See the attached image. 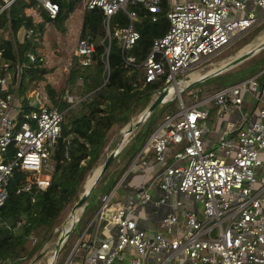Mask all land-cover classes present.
<instances>
[{
    "label": "built area",
    "instance_id": "built-area-1",
    "mask_svg": "<svg viewBox=\"0 0 264 264\" xmlns=\"http://www.w3.org/2000/svg\"><path fill=\"white\" fill-rule=\"evenodd\" d=\"M14 1L3 0L0 12L8 11ZM35 4L50 18L59 11L53 0H35ZM129 4H140L153 14L160 11V0H83V12L94 8L103 12L105 62L111 40L116 39L125 65H135V58L125 52L139 38L134 23L141 17L127 9ZM167 4L168 30L153 40L141 65L145 83L163 78V87L172 89V96L162 103L175 99L180 108L164 117L133 162L147 166L139 157L152 152L161 171L153 180L139 182L136 200H113L119 181L103 196L90 222L92 231L85 229L79 235L75 249L84 250L81 264H264V67L197 101L185 103L182 92L192 93L186 85L178 88L184 84L178 81L179 75L219 54L258 25L264 18V0H167ZM118 10L127 14L128 25L111 26ZM26 12L35 18L40 14L33 8ZM21 30L24 36L34 33V29ZM94 51L91 35L80 33L72 56L87 66ZM26 56L30 62L37 57L44 60L38 53L27 52ZM20 77L19 60L12 68L11 61L3 58L0 39V89L4 91L0 95V207L16 169L25 175L16 193L46 189L53 170L51 155L62 133L63 113L49 106L42 88L30 92L29 104L37 109L20 119ZM247 96L253 99L249 108L244 107ZM63 98L72 106L81 100L68 90ZM235 111L241 112L237 125L227 121L214 146L204 147L201 137L207 121ZM172 145L179 150L167 162ZM216 147L220 155L215 153ZM189 200L193 209L185 208ZM149 204L165 211L153 228L145 229L139 226L136 214ZM111 225L116 227L114 233Z\"/></svg>",
    "mask_w": 264,
    "mask_h": 264
},
{
    "label": "trees",
    "instance_id": "trees-1",
    "mask_svg": "<svg viewBox=\"0 0 264 264\" xmlns=\"http://www.w3.org/2000/svg\"><path fill=\"white\" fill-rule=\"evenodd\" d=\"M53 1L59 4V11L54 18L38 9L35 0H15L8 11L0 12L3 58L11 61L12 68L18 60L21 64L17 90L23 107L20 119H24L26 112L37 109L29 104L30 92L37 88L45 90L49 106L57 107L63 113L62 133L51 155L53 170L48 174L49 185L46 189L16 193L18 186L24 181V172L16 169L10 179L8 196L0 207V264H29L41 252L58 233L54 230L63 223L84 191L87 176L105 153L111 138L133 117L142 114L164 86L163 78L145 83V71L141 64L151 50L153 40L168 30L167 0H160V11L156 14L150 13L140 4L128 5L127 9L138 13L141 19L134 23L139 38L125 52V55L135 58V65L127 66L116 39L111 40L108 59L105 62L107 42L102 24L103 12L100 8L84 10L81 33H89L95 42L92 63L82 66L73 56L66 78L60 86H55L47 80L50 70L44 60L40 61L37 57L35 62H30L26 56L27 52L37 53L40 46L39 37L43 35L46 23L50 22L58 29L59 23L76 7L79 0ZM2 4L3 0H0V7ZM29 8L36 9L42 21L35 22L33 13L27 15L26 9ZM153 16H156L155 21L152 20ZM128 24V16L122 10H118L111 18V26ZM261 25H264V22ZM22 27L34 29V33L25 35L23 41L19 42L16 34ZM6 31L10 32L8 38L4 37ZM247 42L249 38L245 37L236 45L242 47ZM247 60L248 63L254 60V63L239 70L234 68L226 71L234 76L238 70L233 83L257 73L264 67V48ZM224 86L226 85L222 83L216 84L210 89V93ZM66 90L71 94L78 92L81 100L72 106L63 98ZM3 94L4 91L0 89V95ZM174 104L176 106L172 108ZM172 110H177L175 99L158 105L149 117L132 131L129 141L114 156L103 176L89 193L73 228L74 235L71 232L68 237L72 243L75 240L77 224L85 222L86 232L92 231L93 225L89 222L100 206L97 204L99 189L103 188L100 195L102 201L103 196L113 189L132 164L151 133ZM66 253L63 250L55 264H63Z\"/></svg>",
    "mask_w": 264,
    "mask_h": 264
},
{
    "label": "rangeland",
    "instance_id": "rangeland-1",
    "mask_svg": "<svg viewBox=\"0 0 264 264\" xmlns=\"http://www.w3.org/2000/svg\"><path fill=\"white\" fill-rule=\"evenodd\" d=\"M83 16H84L83 15V0H79L76 3V7L67 15V17L62 22L59 23V25L57 26L59 30L56 27H54L53 25H51L50 28L46 27L44 32H43V35H41L39 37L40 42L41 41L45 42V45L39 46V50L43 49L42 51L46 54L45 64H46V67L50 70V72L47 74V78H48L47 80L50 83L54 84L55 86H60L66 78V75L68 73L69 66H70V61L72 60V57H73L71 55V53L69 54V52L71 51L72 47H74V42H75L74 40L77 37V33L79 32L80 28H81V30L83 29V18H84ZM263 22H264V18H262L260 20L258 25L251 27L248 31L239 35L231 44H229L222 52H220L219 55L216 54L217 56L214 55V57L212 56L210 59H207L206 61L199 63L198 65L194 66L190 70H187L183 74L179 75L178 79H182L185 81V84H188L192 80H196V79L200 78L204 74H206V73H208V72H210L216 68H219L220 66H222V65L228 63L229 61L233 60L235 57L242 55L245 52L249 51V50L244 51V48L248 47L251 50L252 48L256 47L258 44H260L261 42L264 41V27H263L264 25H261ZM258 27H259V29L254 31ZM5 34H8V36H9L10 32L6 31ZM245 37L249 38V42L244 44L242 47H239V45L237 46L236 45L237 42H239L240 40H243ZM41 39H43V40H41ZM251 57H249V58H251ZM249 58H247V59H249ZM247 59H244L242 62H240L239 64L235 65L234 67H232L230 69L236 68L239 70V69L245 68L246 66L254 63V60L251 63H248ZM238 70H236L237 72L234 73V76H232V74L231 75L227 74V72H226L227 70H226L224 72H221V73H223V74L220 73L221 75L217 74L218 76L215 75V77L214 76L210 77L207 81L203 80V81L197 83L196 85H194L190 88H187L192 94L188 95V93L186 91H183L182 92V98H183L184 102L187 103V102H192V101H197V100L202 99L207 94H210V89H212L216 84H219V83H222L223 85L232 84L233 81L237 78ZM192 75H195L193 79H191ZM77 82H78V84H80V80ZM180 85H179V88L184 87V86L180 87ZM171 92H172V90L169 91V94L167 95L166 99H168L172 96ZM71 95H74V96H77L80 98V94L78 92H73ZM247 97H248V100H247L244 107L249 108L250 107L249 104L253 103V99L249 98V96H247ZM174 106H176V104H174L172 106V108ZM179 108H180L179 103L177 101V109H179ZM240 116H241V112H239V111H235V112H233V114L220 113V116L217 120H216V118H212L210 121H207V123H206L207 125L204 126V132H203L202 137H201L203 140L204 147H206V148L211 147L214 144V142L216 140H218V136H219L218 132L224 128L227 121H233L237 125L236 121L238 120V117H240ZM137 117L138 116L133 117L132 121H135ZM119 139H120V131L111 138V140L108 143V146L105 150V153L103 154V156L101 157V159L99 160L97 165L91 170L92 172L90 171V173L87 176L85 183H84V190H86L87 179L92 178L94 172H99V169H100L101 165L103 164L104 160L115 149ZM178 150H179V148L177 146H173V145L170 146V152L166 156L167 162L172 161L174 153ZM214 150H215V153L217 155H220L221 150L218 147H216ZM51 163L53 164V161ZM102 190H103V188H100L99 192L97 194V197H98L97 204L98 205H101V203H102V201H100V195L102 194ZM118 191L119 190L116 189L114 194L117 193ZM113 197H114V195H113ZM186 204H187L185 206L186 209H193L194 203L192 201L189 200ZM197 206H198V208L201 207L200 204H198ZM80 214H81V209H79V211H78V215H80ZM94 215H93L92 219L94 218ZM71 217H72V215H71ZM71 217L67 221L66 227L68 226L69 223H71V220H72ZM91 220H90V222H91ZM102 224L103 223L100 222V225H102ZM61 225L55 229L56 230L55 232L58 231V233L56 235H54V237H52L51 240L44 246V248H47V251H48L47 254L44 257H42L40 260L35 262L34 264H47L48 262H50L52 260L51 258L54 255L55 245H56V242L58 240V236L60 234ZM139 225H140V227L142 226V224H139ZM84 226H85V222L77 224V226L75 228V240L73 243L68 238L69 235L71 234V232L73 231V229L71 230L69 235L67 237H65V240L62 243V247L59 251V254H58V256L55 259L53 264L56 263V261L58 260L60 254L63 250H65V252H67L65 259H64V262L67 260L66 258H68V256H69V259L67 262H70V264H75L76 261H78L79 259L81 260V256L84 253L81 248L77 247L75 249V251L71 254V256H70V253H71V250L73 249V247L76 243L77 238L84 231V229H85ZM110 228H111V232L114 233L116 230V227L111 225ZM72 235H74V232H72ZM87 237H88V234H87ZM97 237L99 239L102 238L101 235H98ZM29 264H31V262Z\"/></svg>",
    "mask_w": 264,
    "mask_h": 264
},
{
    "label": "water",
    "instance_id": "water-1",
    "mask_svg": "<svg viewBox=\"0 0 264 264\" xmlns=\"http://www.w3.org/2000/svg\"><path fill=\"white\" fill-rule=\"evenodd\" d=\"M262 48H264V41L261 42L260 44H258L256 47L252 48L251 50L245 52L244 54L235 57L233 60L229 61L228 63H226L222 66H220L219 68H216V69L204 74L203 76H201L200 78H198L196 80H192L190 83L186 84V88H190V87L196 85L197 83H199V82H201L207 78L213 77L217 74H220L221 72L229 70L230 68H232L235 65L239 64L240 62H242L244 59H247V58L253 56ZM178 81L185 84V81L182 79H179ZM170 89L171 88L169 85L163 87L158 92V94L155 96V98L150 103V105L146 108V110L142 114H140L135 121H132V119H131L130 122L123 129L120 130V139H119L115 149L106 157V159L104 160L103 164L101 165V167L99 169V172H98L94 182L91 184V186L89 188H87L86 190H84L82 192L79 199L73 205L71 211L69 212V214L64 219V221L61 225V230H60V234L58 236V240H57L56 245H55L54 255L52 257V260L50 262H48L47 264H53L54 263L55 259L57 258L58 254H59V251L62 247V243L65 240V237H67L69 235V233L71 232V230L74 228V226L77 222V219L79 217L76 219V221L74 222L72 227L70 229L66 230L67 221L70 219L71 215L74 214L78 209H81V212H82L84 205H85V201H86L89 193L96 186V184L98 183L100 178L103 176V174L105 173V171L109 167L110 163L112 162L114 156L121 151L122 147L125 144V138L127 136H129L135 128H137L139 125H141L149 117V115L154 111V109L163 102L164 97L168 94ZM55 231L56 230H54V232ZM74 249H75V245H74L73 249L71 250L70 256H71L72 252L74 251ZM47 252H48L47 248H43L41 250V252L31 260V264H34L35 262H37V260L44 257L47 254ZM68 259H69V256H68L65 263H67Z\"/></svg>",
    "mask_w": 264,
    "mask_h": 264
},
{
    "label": "crops",
    "instance_id": "crops-1",
    "mask_svg": "<svg viewBox=\"0 0 264 264\" xmlns=\"http://www.w3.org/2000/svg\"><path fill=\"white\" fill-rule=\"evenodd\" d=\"M35 20L37 22L42 21L41 15L39 14L38 17L35 18ZM51 25L52 24L50 22L46 23L47 28H50ZM81 31L82 30L80 28L79 32L77 33V37L74 40L75 41L74 47H75L77 38H78L79 34L81 33ZM16 38L19 42L23 41V39H24L23 30L20 29L17 32ZM41 40H43V39H41ZM40 43H41L40 45H45V42L41 41ZM74 47H72L69 54L71 53V55H72ZM42 50H39V47H38L37 53L39 55L43 56L44 61L46 62V60H45L46 54ZM195 75H192L191 79H193ZM125 145L126 144H124V146ZM141 160H146L148 162V165L144 167V166L140 165V163L134 164L133 163L134 160H133L132 164L127 168V170L124 172V174L119 179V181H121L119 188H118L119 191L114 194L113 200H117V199H120L123 201H128L131 199L136 200L138 198L137 192H136V187L139 184V182L140 181L149 182V181L153 180L156 177V175L161 171L160 165H158L154 162L152 152L141 154L139 157V161H141ZM164 211H165V208H162V207L159 209L153 208L152 204H149L148 206L139 208V210L136 214V217L138 218V224H142V226L145 229L146 228L151 229V228H153L154 224L157 222L158 218L161 216V214ZM88 232L90 233L91 231H88ZM83 252H84V250H83ZM65 262L63 264H66ZM67 264H70V262H67ZM75 264H81V260L79 259L78 261L75 262Z\"/></svg>",
    "mask_w": 264,
    "mask_h": 264
},
{
    "label": "bare ground",
    "instance_id": "bare-ground-1",
    "mask_svg": "<svg viewBox=\"0 0 264 264\" xmlns=\"http://www.w3.org/2000/svg\"><path fill=\"white\" fill-rule=\"evenodd\" d=\"M247 50H250L248 47H246V48H244V51H247ZM195 70V69H194ZM190 73V72H189ZM191 81V80H190ZM189 82V81H188ZM186 84H181L180 85V87H183V86H185ZM179 86V85H178ZM179 88V87H178ZM172 90V89H171ZM170 90V91H171ZM168 94H169V92H168ZM167 94V95H168ZM167 95L164 97V99H166V97H167ZM98 170V169H97ZM97 174H98V172H94L93 173V176H92V178H88L87 179V181H86V189L87 188H89L90 186H91V184L94 182V180H95V178H96V176H97ZM78 211H79V209L74 213V214H72V220H71V223H69L68 224V226L66 227V230L67 229H70L71 227H72V225L74 224V222L76 221V219H77V217L79 216L78 215ZM52 259V258H51ZM50 259V260H51Z\"/></svg>",
    "mask_w": 264,
    "mask_h": 264
},
{
    "label": "clouds",
    "instance_id": "clouds-1",
    "mask_svg": "<svg viewBox=\"0 0 264 264\" xmlns=\"http://www.w3.org/2000/svg\"><path fill=\"white\" fill-rule=\"evenodd\" d=\"M126 144V143H125ZM135 160V159H134Z\"/></svg>",
    "mask_w": 264,
    "mask_h": 264
}]
</instances>
